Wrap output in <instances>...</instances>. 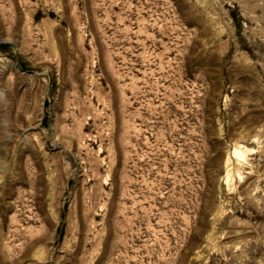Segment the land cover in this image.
Returning <instances> with one entry per match:
<instances>
[{
    "label": "rangeland",
    "instance_id": "obj_1",
    "mask_svg": "<svg viewBox=\"0 0 264 264\" xmlns=\"http://www.w3.org/2000/svg\"><path fill=\"white\" fill-rule=\"evenodd\" d=\"M0 264H264V0H0Z\"/></svg>",
    "mask_w": 264,
    "mask_h": 264
},
{
    "label": "bare ground",
    "instance_id": "obj_2",
    "mask_svg": "<svg viewBox=\"0 0 264 264\" xmlns=\"http://www.w3.org/2000/svg\"><path fill=\"white\" fill-rule=\"evenodd\" d=\"M236 153H237V150H234V153H233V155H236Z\"/></svg>",
    "mask_w": 264,
    "mask_h": 264
}]
</instances>
